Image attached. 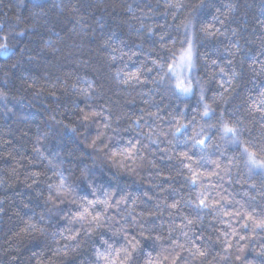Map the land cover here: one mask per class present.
Here are the masks:
<instances>
[{
  "label": "clouds",
  "instance_id": "1",
  "mask_svg": "<svg viewBox=\"0 0 264 264\" xmlns=\"http://www.w3.org/2000/svg\"><path fill=\"white\" fill-rule=\"evenodd\" d=\"M0 264H264V0H0Z\"/></svg>",
  "mask_w": 264,
  "mask_h": 264
}]
</instances>
